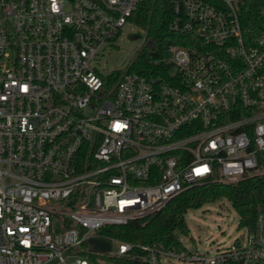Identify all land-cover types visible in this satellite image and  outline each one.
<instances>
[{
  "label": "built area",
  "instance_id": "built-area-1",
  "mask_svg": "<svg viewBox=\"0 0 264 264\" xmlns=\"http://www.w3.org/2000/svg\"><path fill=\"white\" fill-rule=\"evenodd\" d=\"M142 1L0 0V264H264L261 208L214 253L98 231L264 174V32L245 41L239 0H170L161 49L130 19ZM141 31L101 72L104 49Z\"/></svg>",
  "mask_w": 264,
  "mask_h": 264
},
{
  "label": "trees",
  "instance_id": "trees-1",
  "mask_svg": "<svg viewBox=\"0 0 264 264\" xmlns=\"http://www.w3.org/2000/svg\"><path fill=\"white\" fill-rule=\"evenodd\" d=\"M238 15L245 41L253 42L264 32V0H239ZM170 17V0H143L130 18L145 31L147 38L159 43L161 49L174 35L167 30ZM145 48L133 59L131 70L141 72L146 67ZM264 174L246 176L235 184H204L185 190L170 200L161 210L146 215L126 225L104 226L98 231L121 240L184 248L179 237L189 234L185 213L205 203L228 200L239 215L238 226L253 228L258 208L264 210ZM113 264H144L120 257ZM236 264V263H235Z\"/></svg>",
  "mask_w": 264,
  "mask_h": 264
},
{
  "label": "rangeland",
  "instance_id": "rangeland-1",
  "mask_svg": "<svg viewBox=\"0 0 264 264\" xmlns=\"http://www.w3.org/2000/svg\"><path fill=\"white\" fill-rule=\"evenodd\" d=\"M133 28V27H132ZM138 38L120 36L114 41V47H107L98 58L97 66L105 73L112 68H123L133 57L139 44H142L144 31ZM189 227L187 236L179 235L184 251H207L214 253L230 247L233 240L239 236L242 228L238 226L239 215L226 199L205 203L199 208L189 209L185 213ZM98 264H112L109 261H99ZM160 264H196L176 258L166 259Z\"/></svg>",
  "mask_w": 264,
  "mask_h": 264
},
{
  "label": "water",
  "instance_id": "water-1",
  "mask_svg": "<svg viewBox=\"0 0 264 264\" xmlns=\"http://www.w3.org/2000/svg\"><path fill=\"white\" fill-rule=\"evenodd\" d=\"M134 38V37H133Z\"/></svg>",
  "mask_w": 264,
  "mask_h": 264
}]
</instances>
